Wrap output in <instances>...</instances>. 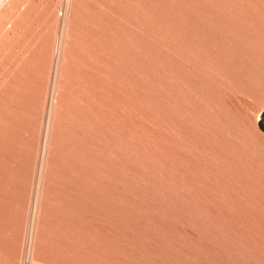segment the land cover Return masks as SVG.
Here are the masks:
<instances>
[{
  "label": "rangeland",
  "instance_id": "374dc122",
  "mask_svg": "<svg viewBox=\"0 0 264 264\" xmlns=\"http://www.w3.org/2000/svg\"><path fill=\"white\" fill-rule=\"evenodd\" d=\"M0 1V264H264V0Z\"/></svg>",
  "mask_w": 264,
  "mask_h": 264
},
{
  "label": "bare ground",
  "instance_id": "6f19581e",
  "mask_svg": "<svg viewBox=\"0 0 264 264\" xmlns=\"http://www.w3.org/2000/svg\"><path fill=\"white\" fill-rule=\"evenodd\" d=\"M1 2V1H0Z\"/></svg>",
  "mask_w": 264,
  "mask_h": 264
}]
</instances>
